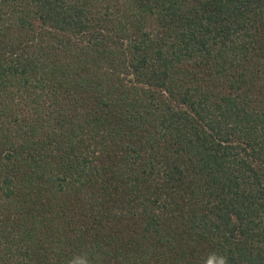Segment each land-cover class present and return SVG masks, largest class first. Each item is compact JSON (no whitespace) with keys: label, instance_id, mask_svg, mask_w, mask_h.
Instances as JSON below:
<instances>
[{"label":"trees","instance_id":"1","mask_svg":"<svg viewBox=\"0 0 264 264\" xmlns=\"http://www.w3.org/2000/svg\"><path fill=\"white\" fill-rule=\"evenodd\" d=\"M264 264V0H0V264Z\"/></svg>","mask_w":264,"mask_h":264},{"label":"clouds","instance_id":"2","mask_svg":"<svg viewBox=\"0 0 264 264\" xmlns=\"http://www.w3.org/2000/svg\"><path fill=\"white\" fill-rule=\"evenodd\" d=\"M68 264H90V260L86 253H82L73 256ZM203 264H229V261L222 253L210 252L204 257Z\"/></svg>","mask_w":264,"mask_h":264}]
</instances>
